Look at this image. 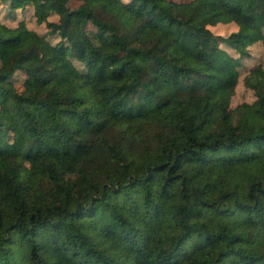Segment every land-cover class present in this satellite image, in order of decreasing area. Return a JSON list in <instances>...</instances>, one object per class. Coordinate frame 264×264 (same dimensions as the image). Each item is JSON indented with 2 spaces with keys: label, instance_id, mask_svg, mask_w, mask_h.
<instances>
[{
  "label": "trees",
  "instance_id": "trees-1",
  "mask_svg": "<svg viewBox=\"0 0 264 264\" xmlns=\"http://www.w3.org/2000/svg\"><path fill=\"white\" fill-rule=\"evenodd\" d=\"M0 3V138L46 151L19 183L2 157L0 264H264V0Z\"/></svg>",
  "mask_w": 264,
  "mask_h": 264
},
{
  "label": "rangeland",
  "instance_id": "rangeland-1",
  "mask_svg": "<svg viewBox=\"0 0 264 264\" xmlns=\"http://www.w3.org/2000/svg\"><path fill=\"white\" fill-rule=\"evenodd\" d=\"M1 5L4 4L0 3V13L2 16H4L6 9L4 8L5 6L1 9ZM28 10L30 9H17L15 11V15L13 16V18H10L9 22H16L18 18H20L21 16H25V20L28 26L36 28L38 30L43 29L44 27L42 28V26L34 22L33 17ZM118 12L122 19L126 23H129L133 19V16L137 13L135 11L133 0H118ZM150 13L162 15L163 27H166L168 25L167 19L163 15L161 10H159L158 8H152ZM142 16L145 17L147 16V14H142ZM212 28L217 32L225 33L229 26L223 23H219L217 26H213ZM257 61L264 63L263 43L254 44L252 47H250V53L247 56L242 57V65L240 66L242 74L249 65ZM73 62L78 68H82L79 61L73 60ZM168 74L170 79L175 81L178 76V69L170 66ZM251 98V90L245 87L242 83V79H240L235 86L234 93L231 98V103L235 104L236 102H239L241 100H251ZM8 116L9 113L7 103L2 97H0V119L5 122L7 121ZM8 125L7 137L0 138V162L3 155H5L6 153L9 154L10 157H12L9 165L14 171L15 180L19 183L23 181L30 172L42 173L44 171V156L46 151H42L32 156L23 154L22 135L18 130L17 123L12 122ZM79 171L80 167L73 161L71 156L62 157L60 162L58 163V172L62 177H74L79 173Z\"/></svg>",
  "mask_w": 264,
  "mask_h": 264
}]
</instances>
